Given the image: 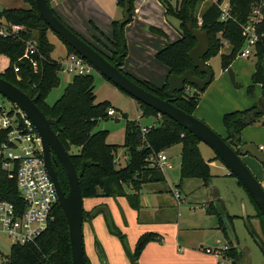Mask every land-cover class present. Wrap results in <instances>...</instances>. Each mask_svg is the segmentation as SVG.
<instances>
[{
	"label": "trees",
	"instance_id": "obj_1",
	"mask_svg": "<svg viewBox=\"0 0 264 264\" xmlns=\"http://www.w3.org/2000/svg\"><path fill=\"white\" fill-rule=\"evenodd\" d=\"M26 1L30 4L28 8L5 7L4 12L0 13L8 22L23 26L18 37L0 36V54H5L10 59V64L0 73V76L24 91L27 90V85L30 83L34 87L35 93H40L36 102L47 116L59 118L58 125L54 129L66 149L70 153L72 147L77 148L76 152L70 153L77 170H80L82 161L92 159V164L85 168L83 175L80 177L83 199L98 196H125L132 207L140 209V196L143 186L148 183L166 180L164 171L158 167L157 161L155 159L151 160L150 157L177 144L182 146L181 179L202 178L205 184L209 185L212 177L210 161L202 156L199 147L201 140L174 119L166 114L159 113L156 109L141 101L139 103L141 104L142 116H153L158 118V121L156 120L157 123L147 126L145 133L139 122L127 121L125 141L121 146L126 149L129 160L125 165L118 167L116 158L120 145L106 142L107 129L95 131L99 118L107 119L110 116L108 110L111 105L108 101L95 102V81L92 73L74 75L72 81L65 87L63 94L54 103L50 104L45 100L51 90L60 83L59 72L62 70V66L58 60L51 56L55 47L47 36V32L51 27L39 14L35 0ZM133 1L118 0L123 10L126 5L129 6L130 19ZM202 1L205 0H182L181 4L173 7L169 0H162L165 6V14L180 21L179 32L181 37L174 42H169L157 53V57L167 64L169 76L171 74H182L190 68L194 74L200 77L205 76L199 68L194 67L189 57L190 49L196 44V38L188 29L190 21L193 22L194 26L208 32L210 48L204 57L206 62L213 56L220 54L221 48L224 47V40L228 42V51L220 55L223 69L230 68L244 42L240 23L245 22L252 4L258 0H230L231 18L229 19H221V10L216 4L212 3L202 13V24L199 26L195 17V10L198 3ZM114 25L116 39L112 41V47L106 45L98 37L95 39V43L88 41L112 63H115L116 56L121 52V41L118 34L119 21L115 20ZM260 31L264 32V19ZM101 34L103 33L101 32ZM29 38L36 39L39 53L18 60L24 54L25 40ZM62 41L66 44L68 53H78L63 39ZM108 48H110V52H113L112 56L109 54ZM254 60L256 61V69L252 75V84L248 86V93L254 94L256 85L261 84L263 97L249 109L232 111L224 115L223 123L230 138H234L235 134L240 136L241 129L258 120L263 113V44L257 46V57ZM16 63L20 66L18 73L14 70ZM124 73L147 90L166 98L167 81L164 85L158 86L149 81L138 80L126 72ZM18 75L20 76L19 79ZM192 86L197 88L196 85ZM186 90L178 92L179 97L174 99L173 103L186 112L193 114L199 104L200 93L188 94ZM224 138L227 140L226 137ZM2 139V135H0V143ZM216 156L217 159H220L217 154ZM56 170L67 193L69 185L66 174L60 164L56 165ZM230 175L236 177L232 172H230ZM238 182L244 187L241 181L238 180ZM177 185L179 184L177 183ZM0 195L16 203L22 201L17 182L14 179H9L7 173L3 170L0 171ZM252 201L263 216L253 199ZM212 205V208L207 209L208 213L215 214L221 225L226 229L228 226L233 228L231 215L225 208L223 206L218 207L214 203ZM85 212L84 222L90 217V212L86 210ZM108 219L111 232L119 235L123 242H126L125 235L113 224L109 217ZM160 238L161 236L156 232L143 233L137 240L135 250L129 252L133 264L138 263L142 251L149 242ZM259 243L264 248V242L259 239ZM229 246L230 248L225 252V256L235 264L241 257V251L238 246L233 245L231 240ZM2 256L3 253L0 252V258ZM85 256L88 264H90L86 252ZM102 259L105 261L104 255H102ZM1 262V264H73L69 226L60 204L58 203L56 206L54 221L49 224L35 243L12 245L11 252L5 255L4 259L1 258Z\"/></svg>",
	"mask_w": 264,
	"mask_h": 264
},
{
	"label": "rangeland",
	"instance_id": "obj_2",
	"mask_svg": "<svg viewBox=\"0 0 264 264\" xmlns=\"http://www.w3.org/2000/svg\"><path fill=\"white\" fill-rule=\"evenodd\" d=\"M181 1L169 0L173 7L181 4ZM0 4L6 8L30 6L26 0H0ZM211 4L212 0L198 3L195 17L199 26L202 24V13ZM50 5L56 14L85 40L95 43L98 37L106 45L113 46L112 41L116 39L114 21H120L123 13L118 0H50ZM179 24L180 21L177 18L165 14L162 0H134L131 19L123 27L127 53L123 58L121 69L138 80L149 81L158 86L164 85L169 76V68L157 57V53L169 42H174L181 37ZM47 36L55 46L52 57L61 60L68 51L66 44L51 29L48 30ZM225 42L223 41L224 47L221 48L220 54L229 49L228 42L227 44ZM107 50L112 56L113 52H110V48ZM220 54L213 56L207 62L214 73L213 80L207 88L199 90L192 85H187L186 91L188 94L200 93L199 104L193 114L222 136L226 135L227 140L232 143L234 138L228 137L223 123L224 115L228 112L251 108L263 97V92L261 84H257L254 94L248 93V86L252 84V75L256 69V61L253 58L237 56L233 61L231 67L236 74V82L240 85L236 87L230 79L228 69L224 70L222 67ZM9 64V57L0 54V73ZM92 74L95 81V102L108 101L110 108L116 111L115 115H110L107 119L99 118L95 131L107 129L106 142L120 145L116 158L119 167L129 160L126 149L121 146L125 141L127 121H137L142 127H146L157 123L158 118L142 116L141 104L138 100L124 92L96 69ZM59 76L60 83L45 98L50 104L63 94L74 75L61 70ZM0 100L7 108L12 107V102L2 94H0ZM240 139L242 143H254L264 150V112L258 120L241 129ZM199 146L202 156L206 159L215 152L203 141L199 143ZM179 149L180 145L167 149V153L171 156L170 163L174 167L164 168L168 179L154 182L153 185L159 186L161 191L154 197L145 198V205L149 206L148 214L153 211L154 215V206L159 202L160 220L157 221L167 222L164 226L171 229L175 228L176 220L180 217L176 227L182 231L183 237L187 236L186 239L190 240L191 245L197 248L201 246L214 248L221 247V240L230 243V237L218 218L215 215L210 216L206 208H212V203L218 207L223 206L231 215L238 249L241 251V257L235 264H264V250L259 243V239L264 242V218L255 207L247 190L239 184L237 177L227 174L230 170L220 159L210 165L212 177L209 185H206L202 178L181 179ZM76 151L77 148L72 147L70 153ZM242 158L264 186L262 164L251 155L242 156ZM176 190L180 192L182 200L175 198L173 191ZM114 198L123 200L124 204H119ZM102 200L108 203V206H105L106 209L100 211L95 217L90 215L88 219L91 218L92 222L86 220L83 225L85 252L89 262L90 264H133L129 252L135 250L137 240L143 234L138 233L146 229L148 225L143 223L136 209L129 203L125 207V200L121 197L85 198V210L91 214L96 209L93 208V203ZM152 205L153 209H151ZM108 217L125 235L126 242H123L119 235L111 232ZM99 218H103L104 222H100ZM92 224L97 229L104 227L106 234H103L101 229L94 233ZM191 225H197V228L190 227ZM136 233L137 236L134 239ZM0 252L3 253L2 259L11 252V240L6 236L0 238ZM102 255L105 256V261ZM137 264H140L139 261ZM226 264L232 263L226 262Z\"/></svg>",
	"mask_w": 264,
	"mask_h": 264
},
{
	"label": "water",
	"instance_id": "obj_3",
	"mask_svg": "<svg viewBox=\"0 0 264 264\" xmlns=\"http://www.w3.org/2000/svg\"><path fill=\"white\" fill-rule=\"evenodd\" d=\"M35 4L39 14L51 29L91 63L97 71L136 100L153 107L159 113L166 114L192 132L201 141L208 144L229 168L230 172L234 173L237 179L242 182L264 216V186L242 158V156L251 155L264 167V150L254 143H242L240 136L236 134L233 142H228L204 120L186 112L173 103V100L179 97L178 92L186 90L187 85H196L199 90H205L213 80L212 68L204 60L210 48L209 35L206 30L194 26L192 21L188 24L189 31L196 38V44L190 49L189 57L194 67L199 68L205 76L200 77L194 74L191 68L182 74H171L167 80L166 98H163L133 81L120 69L122 58L127 53L123 26L130 19L128 5L125 6L123 18L119 21L118 34L121 41V52L116 56L115 63H112L92 44L67 26L56 15L49 0H35ZM4 10L5 6L0 4V13H3ZM228 72L233 84L240 87L236 82V74L232 67L228 68ZM0 94L22 109L36 126L42 139L45 165L55 183L59 204L67 218L72 262L73 264H88L85 256L83 232L86 212L80 188V177L83 175L85 168L92 164V159L82 161L80 170L76 169L71 154L54 129L58 125L59 118L47 116L38 106L36 101L40 93H35L34 87L30 83L27 85V90L24 91L0 76ZM262 111L264 112V107ZM58 164L62 166L67 177L69 185L67 193L56 170ZM100 209L101 207L96 208L90 214L91 217H94ZM227 229L231 242L234 246H238L235 231L230 226ZM260 246L264 250L262 245Z\"/></svg>",
	"mask_w": 264,
	"mask_h": 264
},
{
	"label": "built area",
	"instance_id": "obj_4",
	"mask_svg": "<svg viewBox=\"0 0 264 264\" xmlns=\"http://www.w3.org/2000/svg\"><path fill=\"white\" fill-rule=\"evenodd\" d=\"M212 3L221 10V19L231 18L230 0H212ZM263 19L264 0L255 1L245 22L240 23L244 42L238 56L256 59L257 46L264 45V32L260 31ZM22 28L21 25L8 22L0 14V36L18 37ZM37 53L39 49L36 39H26L24 54L18 60ZM59 62L62 71L73 75L91 74L95 69L84 57L75 52L68 53ZM14 70L16 73L20 71L19 64L14 65ZM17 77L20 78L19 75ZM108 114L115 115V109L110 108ZM146 127L142 128L144 133ZM0 135L3 138L0 143V171H5L9 179L17 182L22 199L16 203L0 195V238L8 237L11 246L35 243L54 221L55 209L59 203L55 183L45 165L42 139L36 126L22 109L13 102L12 107L7 108L1 100ZM150 159H155L163 171L165 167L170 166L165 150L152 155ZM173 193L176 199L182 200L179 191ZM229 248V244H223L219 248L201 247L206 253L231 260L225 256Z\"/></svg>",
	"mask_w": 264,
	"mask_h": 264
},
{
	"label": "crops",
	"instance_id": "obj_5",
	"mask_svg": "<svg viewBox=\"0 0 264 264\" xmlns=\"http://www.w3.org/2000/svg\"><path fill=\"white\" fill-rule=\"evenodd\" d=\"M53 1H56V0H53ZM123 13H124V10H123ZM123 13H122V18H123ZM179 34H181V33H179ZM94 36H96V35H94ZM67 54H68V51L62 59H64ZM51 56H52V54H51ZM262 92H263V88H262ZM223 137H226V135H224ZM178 145H180L179 151L181 154V148H182L181 144L174 145V147L178 146ZM165 152L168 155V158H169L168 162L170 164V166H168L167 168L172 169L174 166L170 163L171 156L167 153V150H165ZM206 160L210 161V165L215 164V162L218 161L216 158V153L214 152V154L210 155L209 158ZM179 163L181 165V160ZM164 174H165L166 178L168 179L165 171H164ZM227 174L230 175V171ZM230 176H232V175H230ZM153 184L154 183L145 184L144 186H146L147 188L144 189V187H143L141 190L140 209H136L135 211L138 213L140 218L143 220V223L148 225V226L146 227V229L142 230L140 233H138V231H137V233L141 234V233L148 232V231L156 232L161 236V238L159 240L151 241L146 245V247L142 251L140 258H139L140 264H226V262H231L232 264H234L232 262V260H229L226 258L227 260L225 259V261H224V259H221V258L215 256L214 254H209V253L204 252L201 249L202 246L197 248L195 245H191L192 243L189 242L190 240L186 239L187 236L183 237L182 231H180L176 227V224H179V222H180V217H178L176 220L175 228H171V229H167L164 226V224L167 222L157 221V220H160L159 219L160 218L159 217V210H158V207L160 205L159 202L156 203V205L154 206V208H155L154 215H153V211H152V213L148 214L149 206L145 205L146 204L145 198H147L149 196L154 197L161 191V188L159 186H156ZM176 184H177V182H176ZM119 197H121L122 199L125 200L124 201L125 207H127L128 203H129L128 199L125 196H119ZM114 199L119 204H121V205L124 204L123 200H121V199L118 200L117 198H114ZM105 206H108V203L106 202V200L97 201V202L93 203V208L101 207V209L98 211V213H100V211H104L106 209ZM151 209H153V205H152ZM206 209H208V208H206ZM207 213H208V211H207ZM209 215L212 216L215 214L209 213ZM99 219H100V222H104L103 218H99ZM87 220L90 221L91 218L87 219ZM93 221H95V219ZM90 222H92V220ZM152 224H153V226H150ZM190 227L197 228V225H191ZM100 229L101 228H98V229L95 228V226L92 224V231H94V233L96 230H100ZM101 231L103 232V234L104 233L106 234L104 227H102ZM137 233L134 235V239L136 238ZM221 242H222V245L223 244H229V243L225 242L224 240H221ZM134 243H133V246H134ZM210 248H213V247H210ZM214 248H219V247H214Z\"/></svg>",
	"mask_w": 264,
	"mask_h": 264
},
{
	"label": "flooded vegetation",
	"instance_id": "obj_6",
	"mask_svg": "<svg viewBox=\"0 0 264 264\" xmlns=\"http://www.w3.org/2000/svg\"><path fill=\"white\" fill-rule=\"evenodd\" d=\"M263 166V165H262Z\"/></svg>",
	"mask_w": 264,
	"mask_h": 264
}]
</instances>
